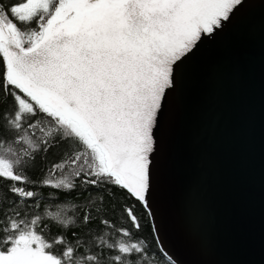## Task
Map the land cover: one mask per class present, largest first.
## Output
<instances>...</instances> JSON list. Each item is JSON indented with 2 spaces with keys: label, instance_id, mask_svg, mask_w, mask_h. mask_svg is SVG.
Segmentation results:
<instances>
[{
  "label": "snow or ice",
  "instance_id": "1",
  "mask_svg": "<svg viewBox=\"0 0 264 264\" xmlns=\"http://www.w3.org/2000/svg\"><path fill=\"white\" fill-rule=\"evenodd\" d=\"M242 3L0 0V264H176L150 203L169 101Z\"/></svg>",
  "mask_w": 264,
  "mask_h": 264
},
{
  "label": "water",
  "instance_id": "2",
  "mask_svg": "<svg viewBox=\"0 0 264 264\" xmlns=\"http://www.w3.org/2000/svg\"><path fill=\"white\" fill-rule=\"evenodd\" d=\"M150 203L176 264H264V0L183 64Z\"/></svg>",
  "mask_w": 264,
  "mask_h": 264
},
{
  "label": "trees",
  "instance_id": "3",
  "mask_svg": "<svg viewBox=\"0 0 264 264\" xmlns=\"http://www.w3.org/2000/svg\"><path fill=\"white\" fill-rule=\"evenodd\" d=\"M59 149H54L52 152L49 153L48 155V160L49 161H54L57 159L58 154H59ZM55 153V154H54ZM38 172V169H37ZM30 175L33 176V178H35V174L34 173H30ZM6 187H7V181L4 182H0V195H2L4 192H6ZM83 197H81L82 199ZM142 224L145 225V230L143 231V233L141 234V238H146V243L150 246L153 247V250H155V246L153 243V237L149 235L148 231H147V227H148V221L147 218L145 217L144 219H142ZM151 223L153 224V222L151 221ZM52 228V232L56 233L58 230L55 226H50ZM157 262L158 264H165V261L162 257V255H158L157 256Z\"/></svg>",
  "mask_w": 264,
  "mask_h": 264
}]
</instances>
